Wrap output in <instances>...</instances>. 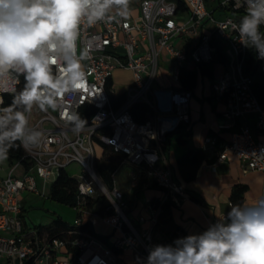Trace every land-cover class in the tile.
Listing matches in <instances>:
<instances>
[{
  "label": "built area",
  "instance_id": "built-area-1",
  "mask_svg": "<svg viewBox=\"0 0 264 264\" xmlns=\"http://www.w3.org/2000/svg\"><path fill=\"white\" fill-rule=\"evenodd\" d=\"M179 1L182 10L177 0H141L135 17L118 18V23L102 21L92 27L82 25L80 47L89 52V59L83 62L89 73V90L65 94L57 110L34 107L29 127L43 133L41 141L33 147L17 141L23 157L9 163L10 168L0 177V264H126L124 253H130L137 264L138 256H147L149 244L171 243L153 237L160 204L170 201L179 207L187 194L174 181L171 169L163 165L161 142L181 125L189 124L192 91L159 84L163 52L173 62L171 76L178 86L184 67L212 60L218 44L223 46L221 53L227 62L217 79L215 96L225 101L222 118L232 130L231 138L218 147L216 138L207 136L200 150L217 148L218 163L232 155L244 171L264 173V105L254 94L255 78L244 72L249 50L239 44V34L229 24L238 23L245 9L236 10L234 0ZM116 70L132 74L131 83L120 93L108 85ZM251 71L264 81V60L255 58ZM22 79L20 76L19 83L0 82V108L6 95L17 92ZM120 95L124 96L122 101L112 100ZM161 95L167 97V104H160ZM136 102L144 103L148 111L141 124L130 113ZM64 111L87 120L85 129L73 132L67 116H62ZM249 114L256 115L254 131L240 125ZM95 144H104L111 153L123 156L125 162L139 167L147 180L162 188L160 204L147 205V218L130 217L123 193L115 186L108 188L99 177ZM70 165L80 167L82 174L74 178L78 183L77 203L72 208L75 218L72 223L65 221V235L52 236L39 226L27 233L21 194L44 197L46 185ZM97 197L103 198L100 213L86 205L87 199ZM93 217L111 229V234L101 236L107 242L83 228ZM144 223L147 228L141 227Z\"/></svg>",
  "mask_w": 264,
  "mask_h": 264
},
{
  "label": "clouds",
  "instance_id": "clouds-1",
  "mask_svg": "<svg viewBox=\"0 0 264 264\" xmlns=\"http://www.w3.org/2000/svg\"><path fill=\"white\" fill-rule=\"evenodd\" d=\"M132 0H0V82L24 85L12 103L0 108V162L8 159L17 141L37 146L43 133L29 127L33 108L57 110L65 94L87 92L86 48L80 47L82 25L127 20ZM245 9L238 23L239 44L264 60V0H234ZM127 27V24H125ZM55 69V71H54ZM0 98V104H2ZM67 116L75 133L87 120L78 113ZM264 152V150H262ZM137 264H264V197L253 203L230 205L223 220L208 223L199 232L171 243L147 246Z\"/></svg>",
  "mask_w": 264,
  "mask_h": 264
},
{
  "label": "crops",
  "instance_id": "crops-1",
  "mask_svg": "<svg viewBox=\"0 0 264 264\" xmlns=\"http://www.w3.org/2000/svg\"><path fill=\"white\" fill-rule=\"evenodd\" d=\"M139 2L131 3L132 13L130 17L138 15ZM218 45V49H223L220 43ZM172 68L173 62L163 52L159 61V84L165 87L179 88L180 85L177 86L169 78ZM117 74L128 75L129 81L127 85L132 81V74L123 70H116L113 73L111 79L112 88L117 93H120L127 85L123 89H116L115 76ZM217 79L197 78L196 86L192 90V98L189 102V124L186 126L190 131V137L187 143L179 145L176 142L177 134H173L167 139V150L163 151L161 148V153L164 157L163 165L171 169L174 181L186 192L187 199L182 201L179 207H172L170 225L154 228L153 237L155 240L167 241L170 238L169 233L173 230V227L178 228L183 235H187L190 232L202 231L207 227L208 223L216 219L221 220V217L225 216L228 208L232 205L231 195L235 186L245 187L242 194V202L253 203L258 198L264 197V173L244 171L238 159L232 155H229L226 161L218 163L216 161L217 148L204 152L205 160L196 171V177L192 182L183 183L180 180L176 169L178 158L189 151L200 150L203 140L207 136L215 137L218 147L228 143L231 138L232 130L224 125L222 118V113L225 110V101L215 96ZM158 101L160 104L165 105L167 104V97L161 95ZM255 121L256 115L249 114L246 115L245 122H240V125H247L254 131ZM103 157L107 158L111 163L117 164L112 176L113 186L123 193L124 200L128 206L127 214L133 218L138 216L147 218L149 216L146 210L147 205L152 200H161L164 194L163 190L151 188V182L144 177L141 169L125 162L123 156L113 154L109 150L104 152L102 148L100 155H97V159H102ZM5 174L6 168L0 164V177ZM135 189L137 192L135 193L134 201H132V193ZM141 227H144L143 224ZM109 230V234H111L112 231L111 229Z\"/></svg>",
  "mask_w": 264,
  "mask_h": 264
},
{
  "label": "trees",
  "instance_id": "trees-1",
  "mask_svg": "<svg viewBox=\"0 0 264 264\" xmlns=\"http://www.w3.org/2000/svg\"><path fill=\"white\" fill-rule=\"evenodd\" d=\"M179 2V9H183L181 1ZM255 60V53L249 50L248 56L244 66V72L250 74L255 78L256 83L253 85V91L258 99L259 103L264 105V81H261L259 76L251 71L252 66ZM227 58L221 53V50L218 49L216 56L208 62H200L197 64H188L180 71L179 75V85L180 89L192 91L197 82V78H206L208 80L217 79L221 76V73L226 65ZM111 82H108L110 85ZM24 85V78L22 79V84L17 90L19 92ZM15 95V94H14ZM14 95H6L4 97V107H7L12 103ZM124 98L123 95L118 96L117 98L112 97V100L122 101ZM130 113L137 123H144L147 119V107L142 102L134 103L130 108ZM177 134L176 142L179 145H185L190 137V131L187 129L186 125H181L179 129L173 133ZM173 134H168L164 141L161 142V148L163 151L167 150V139ZM104 152L108 151V148L101 144ZM121 156V155H120ZM23 157V152L21 147L17 143L10 152L8 156V163H12L16 160H20ZM205 160V153L201 150L198 151H189L185 155L181 156L176 161V169L179 174L180 180L183 183H190L196 177V171L200 167L201 163ZM23 163L26 168L29 166V162L25 159ZM117 164L111 163L107 158L97 159L95 162V170L99 177L102 179L104 184L108 188L113 187V173L116 169ZM151 188H156L162 190L156 183L151 182ZM245 190L243 186H235L232 190L231 201L232 204L242 202V194ZM78 196V183L72 178L65 170H61L58 173L56 180L51 184L50 192L47 195V198L51 199L54 202L65 205L67 207L73 208L76 206ZM103 203V198L97 197L96 199H87L86 205L88 208H92L95 212H101V204ZM151 204H160L159 200H152ZM173 204L170 201H165L160 204V213L157 217V223L155 228L163 225H170L171 223V209ZM24 212V210L22 209ZM41 227V226H39ZM38 227V228H39ZM88 232L95 234L93 226L91 223L87 222L84 227ZM68 229V224L61 218L55 217L52 220V223L49 227L45 228L52 236L62 237L65 235ZM173 230L169 233L170 238L167 241L172 242L173 239L184 236L178 228L173 227ZM96 235V234H95ZM105 242H107L106 237H101Z\"/></svg>",
  "mask_w": 264,
  "mask_h": 264
},
{
  "label": "rangeland",
  "instance_id": "rangeland-1",
  "mask_svg": "<svg viewBox=\"0 0 264 264\" xmlns=\"http://www.w3.org/2000/svg\"><path fill=\"white\" fill-rule=\"evenodd\" d=\"M141 0H132V3H138ZM210 10V7H207ZM217 19V17H215ZM169 78L172 79V76L169 75ZM116 79V89L120 90L126 87L129 77L125 74H117ZM173 80V79H172ZM171 82L173 83V81ZM102 151V146L100 144H95V152L97 155H100ZM108 158V156H107ZM5 168L6 172L10 168L7 160L0 162ZM66 172L72 177L76 178L81 175V168L76 165H70L66 168ZM118 178V177H117ZM116 180V178H115ZM51 184H47L44 188L45 196L40 197L31 193H22L20 196V201L24 207V216L28 226L27 233L33 231L35 227L41 226L42 228H47L51 225L52 220L55 217H61L64 221L72 223L75 218V212L72 208L65 205L59 204L47 198V195L50 192ZM38 189L42 190L40 181L38 180ZM137 190H133L132 197L134 201L135 193ZM92 224L94 231L97 235L107 236L110 233V228L102 224L101 220L97 217L92 218ZM143 228H146L147 224H143ZM123 260L126 264H134V258L132 255L125 253Z\"/></svg>",
  "mask_w": 264,
  "mask_h": 264
}]
</instances>
